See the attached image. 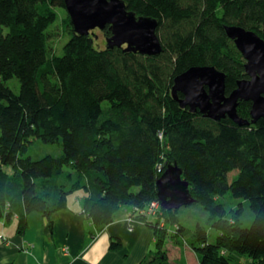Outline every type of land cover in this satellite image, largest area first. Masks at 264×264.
<instances>
[{
    "label": "trees",
    "instance_id": "trees-1",
    "mask_svg": "<svg viewBox=\"0 0 264 264\" xmlns=\"http://www.w3.org/2000/svg\"><path fill=\"white\" fill-rule=\"evenodd\" d=\"M122 1L137 18L157 20L161 54L96 47V34L74 31L64 0H0V218L17 217L24 234L31 212L50 219L83 190V213L98 232L121 206L141 210L158 201L157 180L176 163L217 237L209 242L205 227L192 231L178 210L161 209L148 223L154 253L140 264H171L168 240L187 244L199 264H232V252L264 264V119L253 123L246 101L237 113L247 126L213 121L171 94L174 79L193 66L224 73L227 94L247 78L225 26L264 41V0ZM14 78L19 93L7 86ZM34 140L58 144L61 155L25 158ZM229 192L248 202L249 227L241 203L227 210L219 201Z\"/></svg>",
    "mask_w": 264,
    "mask_h": 264
},
{
    "label": "water",
    "instance_id": "water-1",
    "mask_svg": "<svg viewBox=\"0 0 264 264\" xmlns=\"http://www.w3.org/2000/svg\"><path fill=\"white\" fill-rule=\"evenodd\" d=\"M64 7L77 35L89 36L95 29L109 27L111 36L105 39L107 48L150 57L163 51L157 35V20L137 18L129 13L122 0H64ZM225 33L246 61L247 78L238 81L233 92L227 94L224 73L213 66H193L174 79L171 94L190 113L198 112L213 121L228 117L245 127L249 122L237 113L240 102H251L253 123L264 119V41L255 32L236 25L225 26ZM157 193L162 210L174 211L195 204L189 183L182 179V170L176 163L169 164L157 180Z\"/></svg>",
    "mask_w": 264,
    "mask_h": 264
},
{
    "label": "crops",
    "instance_id": "crops-1",
    "mask_svg": "<svg viewBox=\"0 0 264 264\" xmlns=\"http://www.w3.org/2000/svg\"><path fill=\"white\" fill-rule=\"evenodd\" d=\"M83 193L74 199L69 195L66 208L50 219L31 212L21 235L17 217L9 222L0 218V264H140L154 253V232L148 224L154 217L140 215L132 205L121 206L113 222L97 232L83 213ZM113 241L120 247L111 248Z\"/></svg>",
    "mask_w": 264,
    "mask_h": 264
},
{
    "label": "rangeland",
    "instance_id": "rangeland-1",
    "mask_svg": "<svg viewBox=\"0 0 264 264\" xmlns=\"http://www.w3.org/2000/svg\"><path fill=\"white\" fill-rule=\"evenodd\" d=\"M92 32L96 34V47L100 49L104 48L106 45L104 30L95 29ZM56 40L57 38H55L54 41ZM7 86L16 93H19L20 91V82L17 78L9 80L7 82ZM50 154L53 156L61 155L60 146L58 144H46L43 143L41 140H34L32 141V143H30L28 150L24 154V157H30L33 160H39L40 158ZM5 170L9 173H12V169L9 167H7ZM237 175L238 171L230 172L228 175V179L230 180V182H232L233 178H235ZM134 191H136V189H134ZM83 192V190L75 191L74 194L70 195L69 197H72L73 199L76 196L80 197L81 194H84ZM219 201L225 205L227 210H229L230 208H238L241 203L243 212L241 222L243 223L244 227H249L251 225V221H253L254 215L253 212L250 211L249 204L247 201L243 199L237 200L233 198L230 192L225 196L219 197ZM178 214L182 225L188 227L192 231L196 230L197 224L202 225L203 227H205L207 234L209 235V242H215L217 232L209 223V213H206L199 203H195L193 205L185 206L183 208L178 209ZM159 221L161 222V228H164L166 224L164 218L160 217ZM171 246H176L179 250H181V252L183 251V256L179 254V251H177V249ZM165 247L169 248L167 249L169 253L168 259H171V261L180 264H182V262L185 264H199L198 259L191 252V249L188 247L187 244L179 245L173 240H168ZM230 256L232 264H250L249 258L246 255H240L238 253L232 252Z\"/></svg>",
    "mask_w": 264,
    "mask_h": 264
},
{
    "label": "built area",
    "instance_id": "built-area-1",
    "mask_svg": "<svg viewBox=\"0 0 264 264\" xmlns=\"http://www.w3.org/2000/svg\"><path fill=\"white\" fill-rule=\"evenodd\" d=\"M140 215L148 216V217H158L161 213V204L159 201H152L149 206L145 209H135Z\"/></svg>",
    "mask_w": 264,
    "mask_h": 264
}]
</instances>
